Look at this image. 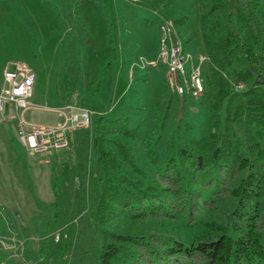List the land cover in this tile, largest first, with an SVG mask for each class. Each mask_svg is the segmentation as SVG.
I'll return each instance as SVG.
<instances>
[{"label": "rangeland", "instance_id": "1", "mask_svg": "<svg viewBox=\"0 0 264 264\" xmlns=\"http://www.w3.org/2000/svg\"><path fill=\"white\" fill-rule=\"evenodd\" d=\"M199 18L197 0H0V90L4 71L25 62L38 75L31 98L37 107L26 110L28 121L55 125L65 119L55 111L61 108L92 112L90 125L68 133V148L49 153H32L20 142L8 102L0 112V264H79L80 250H90L84 264L96 263L100 248L91 216L99 183L92 139L99 117L138 128L129 144L150 178L179 144L206 131L211 109L204 97L175 94L165 65L138 64L140 56L157 57L159 26L171 19L185 46L199 42L204 52H190L205 57L206 70ZM232 201L229 196L214 210L202 209V220L191 225L153 219L131 230L174 227L187 240L209 236Z\"/></svg>", "mask_w": 264, "mask_h": 264}, {"label": "trees", "instance_id": "2", "mask_svg": "<svg viewBox=\"0 0 264 264\" xmlns=\"http://www.w3.org/2000/svg\"><path fill=\"white\" fill-rule=\"evenodd\" d=\"M197 1L208 56V127L179 144L150 178L129 144L138 128L96 120L95 264H264V0ZM52 186L59 196L56 169ZM229 196L232 205L209 236L187 240L174 227L131 230L153 219L200 222L202 209L214 210ZM80 251L84 264L90 250Z\"/></svg>", "mask_w": 264, "mask_h": 264}, {"label": "built area", "instance_id": "3", "mask_svg": "<svg viewBox=\"0 0 264 264\" xmlns=\"http://www.w3.org/2000/svg\"><path fill=\"white\" fill-rule=\"evenodd\" d=\"M175 32L177 40L173 41L171 33ZM205 57L195 56L186 51L183 42L174 29L171 19L164 20L159 27V50L156 58L140 56L142 67L165 65L166 79L170 89L181 97H201L205 91L203 65ZM38 75L25 62L16 63L14 68H7L3 74L4 86L0 90V112L10 104L11 118L17 120V133L20 142L32 153H49L52 150L70 146L68 133L92 123V112L87 108L57 109L64 120L55 125L30 122L25 111L34 106L32 96ZM243 83L236 88L242 89Z\"/></svg>", "mask_w": 264, "mask_h": 264}, {"label": "crops", "instance_id": "4", "mask_svg": "<svg viewBox=\"0 0 264 264\" xmlns=\"http://www.w3.org/2000/svg\"><path fill=\"white\" fill-rule=\"evenodd\" d=\"M115 1V0H114ZM139 1V0H138ZM160 27V26H159ZM72 31H73V34H72V36H75V34H74V28L72 27ZM158 34H159V29H158ZM71 37V36H70ZM69 38V37H68ZM183 45H184V43H183ZM184 48H185V50L186 51H193V52H204V51H201V49H199V42L197 41V40H195V42L192 40L191 42H190V45H189V47H188V45H184ZM159 50V49H158ZM196 50V51H195ZM123 53H124V51H121V55H123ZM157 54H158V52H157ZM34 107H37L36 105H34L33 107H31V108H34ZM55 111H57V109H55ZM26 112V111H25ZM58 112V111H57ZM25 114V113H24Z\"/></svg>", "mask_w": 264, "mask_h": 264}, {"label": "water", "instance_id": "5", "mask_svg": "<svg viewBox=\"0 0 264 264\" xmlns=\"http://www.w3.org/2000/svg\"><path fill=\"white\" fill-rule=\"evenodd\" d=\"M171 36H172L173 41L176 42L177 37H176L175 32H172V33H171Z\"/></svg>", "mask_w": 264, "mask_h": 264}]
</instances>
